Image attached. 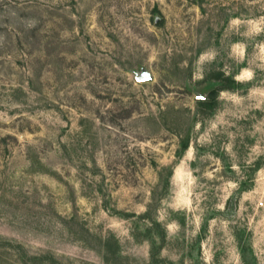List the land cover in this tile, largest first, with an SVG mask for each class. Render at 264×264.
<instances>
[{"label": "rangeland", "instance_id": "1", "mask_svg": "<svg viewBox=\"0 0 264 264\" xmlns=\"http://www.w3.org/2000/svg\"><path fill=\"white\" fill-rule=\"evenodd\" d=\"M0 264H264V0H0Z\"/></svg>", "mask_w": 264, "mask_h": 264}, {"label": "trees", "instance_id": "2", "mask_svg": "<svg viewBox=\"0 0 264 264\" xmlns=\"http://www.w3.org/2000/svg\"><path fill=\"white\" fill-rule=\"evenodd\" d=\"M218 90H216V89H214L213 90V94L215 93V92H217ZM199 103H204L205 104V101L204 100H201ZM188 147V142H185L184 144H183V150H185L186 148Z\"/></svg>", "mask_w": 264, "mask_h": 264}]
</instances>
